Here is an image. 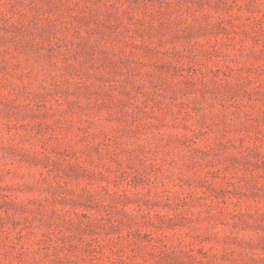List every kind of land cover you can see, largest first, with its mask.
<instances>
[{
    "label": "rangeland",
    "instance_id": "374dc122",
    "mask_svg": "<svg viewBox=\"0 0 264 264\" xmlns=\"http://www.w3.org/2000/svg\"><path fill=\"white\" fill-rule=\"evenodd\" d=\"M0 264H264V0H0Z\"/></svg>",
    "mask_w": 264,
    "mask_h": 264
}]
</instances>
